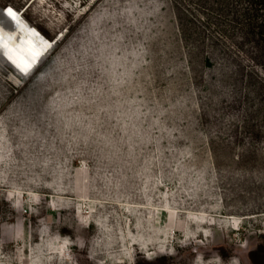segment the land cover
<instances>
[{"label": "rangeland", "instance_id": "1", "mask_svg": "<svg viewBox=\"0 0 264 264\" xmlns=\"http://www.w3.org/2000/svg\"><path fill=\"white\" fill-rule=\"evenodd\" d=\"M7 4L0 264H264V0Z\"/></svg>", "mask_w": 264, "mask_h": 264}, {"label": "bare ground", "instance_id": "2", "mask_svg": "<svg viewBox=\"0 0 264 264\" xmlns=\"http://www.w3.org/2000/svg\"><path fill=\"white\" fill-rule=\"evenodd\" d=\"M4 8L6 9L4 10ZM8 8H12L16 12L18 21H12L6 15ZM0 29H2L0 31V37H2L0 39L1 49L8 55L16 56L19 61L27 66H34L35 64L37 66V63L58 38L57 36L52 39L44 35L35 25L25 18L21 10L16 9L11 4L0 5ZM4 63L9 65L6 62ZM9 66L17 73L14 67Z\"/></svg>", "mask_w": 264, "mask_h": 264}, {"label": "snow or ice", "instance_id": "3", "mask_svg": "<svg viewBox=\"0 0 264 264\" xmlns=\"http://www.w3.org/2000/svg\"><path fill=\"white\" fill-rule=\"evenodd\" d=\"M6 15H7L12 21H18L17 14H16V12H15L12 8H8V9L6 10ZM0 31H2V29H0ZM0 39H2V37H0ZM5 55H7V53H5ZM8 59L11 60V57L9 56ZM12 62L15 63V61H12ZM17 66H19V65H17ZM30 67H31V66L29 65L28 68H26V69H22V70H24V71H28V70H30Z\"/></svg>", "mask_w": 264, "mask_h": 264}, {"label": "built area", "instance_id": "4", "mask_svg": "<svg viewBox=\"0 0 264 264\" xmlns=\"http://www.w3.org/2000/svg\"><path fill=\"white\" fill-rule=\"evenodd\" d=\"M6 8H4V10H5Z\"/></svg>", "mask_w": 264, "mask_h": 264}]
</instances>
